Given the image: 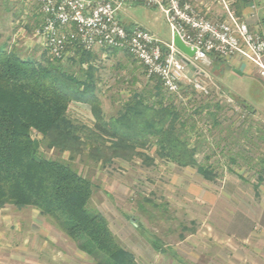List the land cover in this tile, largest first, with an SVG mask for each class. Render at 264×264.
I'll return each mask as SVG.
<instances>
[{"label":"rangeland","instance_id":"obj_1","mask_svg":"<svg viewBox=\"0 0 264 264\" xmlns=\"http://www.w3.org/2000/svg\"><path fill=\"white\" fill-rule=\"evenodd\" d=\"M189 2L213 22L227 21V9L264 38V0H248L241 11L236 0ZM120 19L143 26L163 41L171 40L169 25L156 8L126 6ZM40 23L41 14L32 1L0 0V43L7 41L20 56L40 60L45 55L35 35ZM72 56L58 61L79 77L87 65L70 63ZM94 56L96 106L103 117L117 118L136 96L155 108L175 109L186 122L185 138L195 151V166L179 167L160 158L154 143L136 148L127 159L107 154L108 140L99 156L86 147L70 159L69 153L42 144L40 154L68 164L91 183L88 208L107 220L118 243L133 253L138 264H264L260 233L245 244L231 236L233 226H243L238 220L247 215L253 220L264 203V81L257 71L238 75L234 68L215 62L205 67L212 81L206 82L207 96L188 86L171 95L156 79L147 78L130 55ZM67 118L87 129L95 123L91 106L78 102L69 104ZM32 137L41 138L35 133ZM198 167L211 170L213 178H205ZM0 264H95V260L48 216L7 204L0 209Z\"/></svg>","mask_w":264,"mask_h":264},{"label":"trees","instance_id":"obj_2","mask_svg":"<svg viewBox=\"0 0 264 264\" xmlns=\"http://www.w3.org/2000/svg\"><path fill=\"white\" fill-rule=\"evenodd\" d=\"M236 2L241 11L248 0ZM98 53L73 48L68 61L87 65L77 77L61 62L50 60L46 52L47 57L36 60L20 56L7 41L0 43V209L10 204L38 210L78 249L92 256L95 264H138L133 253L118 243L107 220L88 208L91 183L68 164L43 157L40 145L67 152L73 159L86 147H91L93 154H101L108 140L111 146L105 150L107 154L127 159L136 148L154 143L160 158L179 167L195 166V151L187 147L186 122L171 107L155 108L136 96L117 118L103 117L96 106V69L91 64ZM71 102L91 106L95 116L92 129L67 118ZM97 140L101 144H95ZM198 168L205 178H213L211 170Z\"/></svg>","mask_w":264,"mask_h":264},{"label":"built area","instance_id":"obj_3","mask_svg":"<svg viewBox=\"0 0 264 264\" xmlns=\"http://www.w3.org/2000/svg\"><path fill=\"white\" fill-rule=\"evenodd\" d=\"M30 1L41 14L35 35L53 60L72 54L75 47L85 52L125 51L143 67L147 78L156 79L171 95L188 86L207 96L210 90L206 82L212 81L205 67L211 59L240 56L255 67L264 81V38L252 33L227 9V21L213 22L199 15L189 0ZM130 5L158 9L169 25L170 42L138 24L123 23L120 12ZM174 36L193 50L191 57L173 45ZM225 100L233 102L228 97Z\"/></svg>","mask_w":264,"mask_h":264},{"label":"crops","instance_id":"obj_4","mask_svg":"<svg viewBox=\"0 0 264 264\" xmlns=\"http://www.w3.org/2000/svg\"><path fill=\"white\" fill-rule=\"evenodd\" d=\"M131 24H137V23H130V24H127V25H131ZM168 42H170V41H168ZM114 52L115 51H113V52L105 51V52H99V53L104 54V55H108V53L111 54V53H114ZM95 53H98V52H95ZM117 53H119V52H117ZM210 61H211L210 62V66L213 63H215V62H219L222 65H227V67L234 68L233 69V72L235 74H238V75L244 74L249 69L256 70L253 65H251L250 63H248L247 61H245L244 59H242L240 56H234V57H232L230 59H227V60L211 59ZM218 83L221 84L219 81H218ZM220 86H222V85H220ZM221 89H224V88H221ZM250 220H252V219L251 218L249 219L248 218V215L247 216H243L242 218H240L238 221H239L240 224L242 223L243 226L241 227V229L239 227H237L238 224L235 227L233 226L232 233H231L232 235L231 236L233 238L237 239L238 241L240 240L242 243L245 244V242L248 240V238H250L252 235H254L255 233L258 232V233H260V237L261 238L263 237L261 240H264V203L263 202L260 203V208L258 209V211L256 212V214L254 215V218L252 220V222H254L256 224L253 225Z\"/></svg>","mask_w":264,"mask_h":264},{"label":"water","instance_id":"obj_5","mask_svg":"<svg viewBox=\"0 0 264 264\" xmlns=\"http://www.w3.org/2000/svg\"><path fill=\"white\" fill-rule=\"evenodd\" d=\"M173 45L183 54L191 57L193 55V50L185 46L177 36H174L172 39Z\"/></svg>","mask_w":264,"mask_h":264}]
</instances>
